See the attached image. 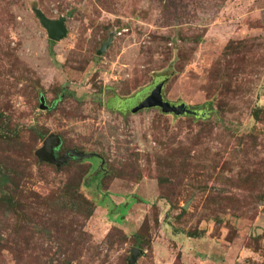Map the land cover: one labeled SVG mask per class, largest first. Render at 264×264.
I'll return each mask as SVG.
<instances>
[{
    "label": "rangeland",
    "instance_id": "obj_1",
    "mask_svg": "<svg viewBox=\"0 0 264 264\" xmlns=\"http://www.w3.org/2000/svg\"><path fill=\"white\" fill-rule=\"evenodd\" d=\"M161 83L198 116L135 111ZM0 194V264H264V0H0Z\"/></svg>",
    "mask_w": 264,
    "mask_h": 264
},
{
    "label": "water",
    "instance_id": "obj_2",
    "mask_svg": "<svg viewBox=\"0 0 264 264\" xmlns=\"http://www.w3.org/2000/svg\"><path fill=\"white\" fill-rule=\"evenodd\" d=\"M35 14L37 15L40 24L45 29L48 38L51 41H59L63 39L67 30L65 27L66 18L60 16L58 19L52 20L47 18L41 11L35 10ZM113 36L110 35L109 39L101 45L99 50L97 51V55H101L111 44ZM161 86L162 83L159 84V88L151 95L140 107L135 109V111L141 109H150V108H159L163 113L166 114H174V115H193L197 116L198 113L194 110L189 109L185 104H170L167 101H164L161 96ZM44 99L40 98V109H45ZM61 141L57 135H49L44 141L43 145L40 149L37 150L36 155L41 161L54 164L59 167L65 164L67 161L71 159H89L91 157H95L96 155L93 153H81L76 150H67L61 156H55V150L59 148ZM102 161V160H101ZM103 163V161L101 162ZM143 254V250L138 248H132L131 257L128 261V264H135L139 256Z\"/></svg>",
    "mask_w": 264,
    "mask_h": 264
},
{
    "label": "trees",
    "instance_id": "obj_3",
    "mask_svg": "<svg viewBox=\"0 0 264 264\" xmlns=\"http://www.w3.org/2000/svg\"><path fill=\"white\" fill-rule=\"evenodd\" d=\"M49 44H54V41L49 40ZM117 100V98H116ZM198 116V115H197ZM35 133L40 136L41 138H43L44 134H41L40 132H36ZM78 151V150H76ZM79 152V151H78ZM103 170H100V173ZM86 172H84L83 177L85 176ZM6 181V183L9 181V177H4L2 178ZM80 186V181H74L72 182V184H66L61 192L59 193V195L54 198V200L52 201L51 204H49V206H55V207H67L70 208L72 210H79L81 208V206H83V208L85 210H88V216H91V214L93 213V205L87 201L86 199H83L81 194L79 195L78 193V189ZM18 205V203H16V199L13 195H1L0 194V207L3 208V210H0V212L4 215H6L8 212H12V211H19V214H21V209H18L16 206ZM21 207V206H20ZM27 221L25 222L26 224H24L23 226H25L26 228H30L31 229H35L33 223L26 219ZM22 229V228H19ZM1 242H0V247H1ZM136 246L138 247H142L141 243H138V241L136 242ZM15 264H26L24 262H22V260L17 259Z\"/></svg>",
    "mask_w": 264,
    "mask_h": 264
},
{
    "label": "flooded vegetation",
    "instance_id": "obj_4",
    "mask_svg": "<svg viewBox=\"0 0 264 264\" xmlns=\"http://www.w3.org/2000/svg\"><path fill=\"white\" fill-rule=\"evenodd\" d=\"M58 152H59V150H58V149H57V150H55V156H56V157H59V154H58ZM63 153H64V152H63ZM63 153H62V154H63ZM60 156H61V155H60ZM102 164H103V163H102Z\"/></svg>",
    "mask_w": 264,
    "mask_h": 264
}]
</instances>
